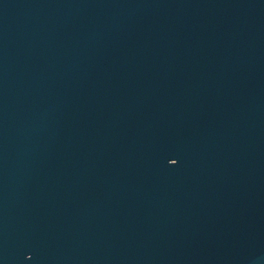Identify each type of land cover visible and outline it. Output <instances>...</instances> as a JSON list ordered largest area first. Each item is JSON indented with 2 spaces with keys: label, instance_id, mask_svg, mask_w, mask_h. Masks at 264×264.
<instances>
[{
  "label": "water",
  "instance_id": "1",
  "mask_svg": "<svg viewBox=\"0 0 264 264\" xmlns=\"http://www.w3.org/2000/svg\"><path fill=\"white\" fill-rule=\"evenodd\" d=\"M0 264H264V0H0Z\"/></svg>",
  "mask_w": 264,
  "mask_h": 264
}]
</instances>
